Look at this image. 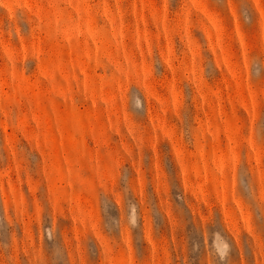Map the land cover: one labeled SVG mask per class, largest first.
Masks as SVG:
<instances>
[{"label":"rangeland","instance_id":"374dc122","mask_svg":"<svg viewBox=\"0 0 264 264\" xmlns=\"http://www.w3.org/2000/svg\"><path fill=\"white\" fill-rule=\"evenodd\" d=\"M0 264H264V0H0Z\"/></svg>","mask_w":264,"mask_h":264},{"label":"clouds","instance_id":"9594fccd","mask_svg":"<svg viewBox=\"0 0 264 264\" xmlns=\"http://www.w3.org/2000/svg\"><path fill=\"white\" fill-rule=\"evenodd\" d=\"M225 247L227 248V243L225 242Z\"/></svg>","mask_w":264,"mask_h":264}]
</instances>
